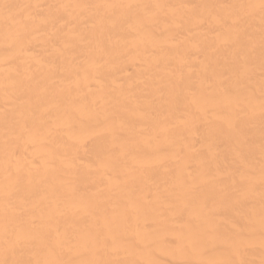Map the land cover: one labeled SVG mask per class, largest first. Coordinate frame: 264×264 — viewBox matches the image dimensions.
<instances>
[{
    "label": "bare ground",
    "instance_id": "obj_1",
    "mask_svg": "<svg viewBox=\"0 0 264 264\" xmlns=\"http://www.w3.org/2000/svg\"><path fill=\"white\" fill-rule=\"evenodd\" d=\"M0 264H264V0H0Z\"/></svg>",
    "mask_w": 264,
    "mask_h": 264
}]
</instances>
